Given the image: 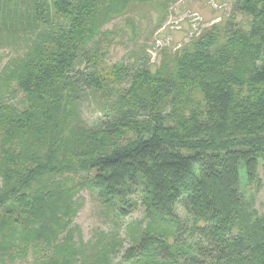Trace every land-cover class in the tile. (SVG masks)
Returning a JSON list of instances; mask_svg holds the SVG:
<instances>
[{
    "label": "trees",
    "instance_id": "1",
    "mask_svg": "<svg viewBox=\"0 0 264 264\" xmlns=\"http://www.w3.org/2000/svg\"><path fill=\"white\" fill-rule=\"evenodd\" d=\"M178 1L0 0V49L23 48L0 72V264H264L241 190L264 166V0H232L156 69L144 44L107 62L108 25L128 17L136 44L131 14L163 10L159 28ZM85 190L120 217L141 204L124 253L73 226Z\"/></svg>",
    "mask_w": 264,
    "mask_h": 264
},
{
    "label": "rangeland",
    "instance_id": "2",
    "mask_svg": "<svg viewBox=\"0 0 264 264\" xmlns=\"http://www.w3.org/2000/svg\"><path fill=\"white\" fill-rule=\"evenodd\" d=\"M231 1L179 0L169 8V14L159 28L157 25L163 10L153 7H149L145 11L138 10L131 14V18H135L138 23L134 26L137 31V45L133 39L132 28L127 25L128 17L112 22L106 27L107 30L114 33L111 36L113 44L110 43L111 46L108 48V64L128 62L133 51H137L139 46L144 44L147 46L146 53L149 55L151 67L156 69L160 66L165 54H175L193 40L194 31H196L195 34L200 35L214 20L218 22L227 13L230 15ZM235 20L245 30L249 29L251 20L247 17L238 15ZM188 26L192 28V36H190ZM20 52L14 46L0 49V72L10 60L18 57ZM81 113L89 125L96 124L102 117L95 99L92 97L84 98ZM241 182V190L248 208L254 209L259 215L264 216L263 164L258 171V181L250 183L242 174ZM80 197L82 198L81 204L73 226L80 229L85 242L96 241L100 234L105 233L108 236H117L124 243L123 253L133 246L129 227L133 226L134 229L141 228V230L145 227V215L141 204L128 217H120L118 209L106 207L89 191H83ZM178 213L183 218H188V214L182 206L178 208Z\"/></svg>",
    "mask_w": 264,
    "mask_h": 264
}]
</instances>
